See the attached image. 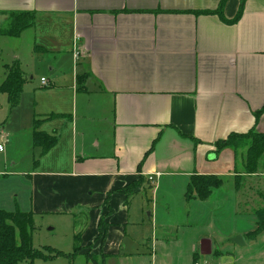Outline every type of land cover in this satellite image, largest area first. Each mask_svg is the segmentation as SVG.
<instances>
[{"label":"crops","instance_id":"obj_1","mask_svg":"<svg viewBox=\"0 0 264 264\" xmlns=\"http://www.w3.org/2000/svg\"><path fill=\"white\" fill-rule=\"evenodd\" d=\"M220 1L0 0V27L10 12L35 13L17 37L27 33L35 61L52 66L55 95L37 120L57 137L43 152L32 127L12 164L22 165L2 174L26 194L7 191L0 208L54 217L46 246L69 254L79 234V252L96 256L84 264H264V230L252 233L264 179L236 181L233 151L214 152L232 132L264 130V0H245L232 23L199 13ZM240 1H224L227 20ZM195 173L223 183L187 196Z\"/></svg>","mask_w":264,"mask_h":264},{"label":"rangeland","instance_id":"obj_2","mask_svg":"<svg viewBox=\"0 0 264 264\" xmlns=\"http://www.w3.org/2000/svg\"><path fill=\"white\" fill-rule=\"evenodd\" d=\"M26 34L20 37L0 36V81L5 78V67L7 65H13L15 61H18V64L25 77L22 92L20 94V98L16 106L11 107L8 102L7 95L4 93L0 94V198L1 201H4V205H8L7 201H10L9 194L7 193V191H14L15 194H19L22 196L26 194L24 192L26 191V188L19 186L16 177L15 179H12L10 178L11 176H2V174L7 173L8 171H13L14 169H18V167L22 165V163H19L16 166H12V164L16 162V160L21 154H25V144H27L26 142L30 141L31 139L30 134L32 131V127L34 126V121L37 120V118H42V116L39 117L38 115L42 111V105L50 102L55 95L51 87L45 88V86L41 84L42 77L50 81L49 77L50 73L52 72H50L49 70L52 68V66L40 65L35 61L31 54L32 49H29V46L33 47L34 45L32 43L31 37L27 38ZM262 113H264V111ZM40 121L41 120H38V123ZM252 132L258 134L257 136H260V134L264 133V130L262 129V131H260L258 127V129L255 128ZM244 139L245 141L243 142L247 143L245 147L238 149L230 148L233 151V159L235 160V171L231 174V176H233L236 181L239 182L240 180H245V177H243L241 173H246L247 171L245 169V163L247 158V149L249 144L251 143L249 138ZM225 148L227 147L218 149L215 145L214 152H219ZM35 153V159L38 160L41 156L40 151L36 150ZM27 158L29 157H26V160ZM261 160L264 161V153L260 156V161H258L257 166L254 168V173H257L259 175L261 174L259 179L263 180L264 162L261 163ZM253 185L254 184H252V186ZM7 188L9 190H7ZM152 189L153 187H150L148 185L145 188L146 196L143 198V202L145 204L143 211L145 215L147 211L152 209ZM263 191V188L252 190L253 193H260ZM138 199H140V195L138 196ZM10 204L12 203L10 202ZM12 207L13 206H10V209ZM259 208L260 210L262 208L264 209V204L262 205V208ZM254 217L257 218L256 215H254ZM33 219L35 232L33 231L32 234V244L33 247L37 249H42L43 246L47 245L45 242L47 236L46 234H49L51 232L58 234V232L55 230H51L49 232L47 230L49 224L47 223V221L56 220L54 217L45 215H37L34 216ZM43 252L48 255L53 254L51 251L48 250H44ZM72 257L74 258V260L71 264H84V261L88 262L93 259L96 260V256L90 252L80 253L78 251L74 253ZM201 257L204 258L205 256L201 255ZM79 259H81V261ZM34 264H69V259L62 255L50 260L35 259ZM98 264L102 263L98 261Z\"/></svg>","mask_w":264,"mask_h":264},{"label":"trees","instance_id":"obj_3","mask_svg":"<svg viewBox=\"0 0 264 264\" xmlns=\"http://www.w3.org/2000/svg\"><path fill=\"white\" fill-rule=\"evenodd\" d=\"M225 0H221L216 10H205L199 13L216 14L224 22L236 21L241 13L245 0H241L236 16L232 20H227L223 15V5ZM35 23V13L32 11L10 12L7 14V20L0 27V36L17 37L24 30L32 28ZM39 46H35V50ZM5 78L0 81V94L7 95L11 107L17 105L25 77L22 70L15 61L13 65L5 67ZM264 111V106L256 114ZM254 130L250 129L246 133H230L225 139L216 142V147L242 148L247 145L244 138H249L251 143L247 149V158L245 163L246 172H253L260 161V156L264 153V133L257 136ZM33 144L40 146L43 152H46L57 141L55 135H50L38 130V120L34 121ZM218 144V145H217ZM217 149V150H218ZM222 178L211 174H193L188 184L187 196L190 192H195L199 199L207 198L211 191L222 185ZM258 219L256 221L253 234L264 230V209L257 211ZM35 230L33 214L31 211H22L18 207L13 210L0 208V264H34L35 259L50 260L59 256H68L69 264L72 263L74 253L81 249L80 235H74V249L69 254L62 253L50 246H43L42 249L33 247L32 234ZM51 251L53 254H45L44 250ZM70 257V258H69Z\"/></svg>","mask_w":264,"mask_h":264},{"label":"water","instance_id":"obj_4","mask_svg":"<svg viewBox=\"0 0 264 264\" xmlns=\"http://www.w3.org/2000/svg\"><path fill=\"white\" fill-rule=\"evenodd\" d=\"M148 215H149V213H148ZM233 241L240 246L244 245V243H245L242 236H236L233 239ZM209 253H210V241L208 239L201 240V242H200V254L203 256H206Z\"/></svg>","mask_w":264,"mask_h":264},{"label":"built area","instance_id":"obj_5","mask_svg":"<svg viewBox=\"0 0 264 264\" xmlns=\"http://www.w3.org/2000/svg\"><path fill=\"white\" fill-rule=\"evenodd\" d=\"M41 84L43 85V86H47L48 84H47V81L44 79V78H41ZM0 149H1V146H0ZM149 181H153L152 180V177H149ZM193 264H204V263H202L201 261H194L193 262Z\"/></svg>","mask_w":264,"mask_h":264}]
</instances>
